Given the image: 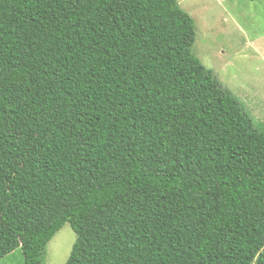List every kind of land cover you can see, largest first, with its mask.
I'll list each match as a JSON object with an SVG mask.
<instances>
[{"label": "trees", "instance_id": "16d2710c", "mask_svg": "<svg viewBox=\"0 0 264 264\" xmlns=\"http://www.w3.org/2000/svg\"><path fill=\"white\" fill-rule=\"evenodd\" d=\"M177 0H0V260L264 264V128Z\"/></svg>", "mask_w": 264, "mask_h": 264}, {"label": "rangeland", "instance_id": "374dc122", "mask_svg": "<svg viewBox=\"0 0 264 264\" xmlns=\"http://www.w3.org/2000/svg\"><path fill=\"white\" fill-rule=\"evenodd\" d=\"M195 21L193 51L264 128V0H177ZM76 234L66 224L48 244L43 264H66ZM0 264H24L20 249Z\"/></svg>", "mask_w": 264, "mask_h": 264}]
</instances>
